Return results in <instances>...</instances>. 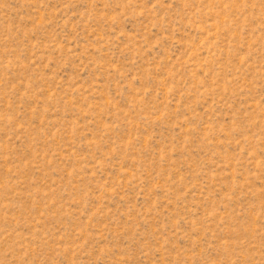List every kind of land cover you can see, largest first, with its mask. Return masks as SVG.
Instances as JSON below:
<instances>
[{
	"label": "rangeland",
	"instance_id": "374dc122",
	"mask_svg": "<svg viewBox=\"0 0 264 264\" xmlns=\"http://www.w3.org/2000/svg\"><path fill=\"white\" fill-rule=\"evenodd\" d=\"M0 264H264V0H0Z\"/></svg>",
	"mask_w": 264,
	"mask_h": 264
}]
</instances>
